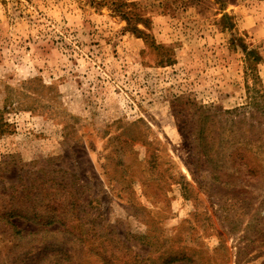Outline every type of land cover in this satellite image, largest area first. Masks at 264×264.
Listing matches in <instances>:
<instances>
[{"label":"rangeland","instance_id":"374dc122","mask_svg":"<svg viewBox=\"0 0 264 264\" xmlns=\"http://www.w3.org/2000/svg\"><path fill=\"white\" fill-rule=\"evenodd\" d=\"M68 198L133 241L263 264L264 0H0L1 215ZM13 222L0 264L85 263L62 226Z\"/></svg>","mask_w":264,"mask_h":264},{"label":"trees","instance_id":"16d2710c","mask_svg":"<svg viewBox=\"0 0 264 264\" xmlns=\"http://www.w3.org/2000/svg\"><path fill=\"white\" fill-rule=\"evenodd\" d=\"M123 4V7H117V11L121 12L128 22V28L149 42V37L152 38V36L137 25L143 23L146 29H150L151 21L127 9L129 6H136V4ZM255 58L260 60V54L256 53ZM43 183L45 184L44 181ZM40 193L36 192L35 200L39 198ZM44 193L46 196L47 192ZM75 205V201L68 198L61 201L59 208L50 205V202L47 201L38 206L29 203L25 208H17L10 212L5 209L2 211V215L0 211V220H3V223L0 222V229L4 225L14 226L13 219L15 218L24 219L38 227H50L58 224L71 237V241L74 240L79 244L78 253H81L85 262L83 264H212L214 256L204 243L197 247L185 243V245H180L177 236L166 238L163 234L158 235L156 227L153 225L148 226L145 235L133 241L124 228L95 224V220L83 223L81 220L86 218L89 213L79 217L75 211ZM159 230L162 233V227ZM18 233L21 234L22 231L19 230ZM43 251L44 253L40 252L42 258H39V264H48V261L43 263L48 257H57L60 262L64 260V255H69V252L63 249L44 247ZM25 264H31V262L28 260Z\"/></svg>","mask_w":264,"mask_h":264}]
</instances>
